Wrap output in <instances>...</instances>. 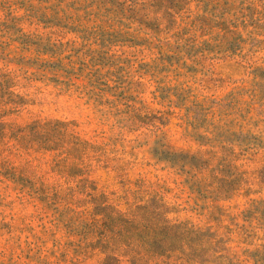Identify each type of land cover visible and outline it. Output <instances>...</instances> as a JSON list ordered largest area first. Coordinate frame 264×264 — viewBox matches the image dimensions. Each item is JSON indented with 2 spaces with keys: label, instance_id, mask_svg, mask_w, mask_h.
Here are the masks:
<instances>
[{
  "label": "rangeland",
  "instance_id": "rangeland-1",
  "mask_svg": "<svg viewBox=\"0 0 264 264\" xmlns=\"http://www.w3.org/2000/svg\"><path fill=\"white\" fill-rule=\"evenodd\" d=\"M0 264H264V0H0Z\"/></svg>",
  "mask_w": 264,
  "mask_h": 264
},
{
  "label": "trees",
  "instance_id": "trees-1",
  "mask_svg": "<svg viewBox=\"0 0 264 264\" xmlns=\"http://www.w3.org/2000/svg\"><path fill=\"white\" fill-rule=\"evenodd\" d=\"M189 117L190 116L188 114L184 116L185 120L187 118H189ZM199 119H200V116L198 114L196 117H194V121L193 122H191V121L188 122L189 126L193 127V131L196 133L195 141L202 147L203 146H209L211 148L212 152L213 151L214 152H220V150L223 151V152H227L228 151L227 145L230 143V140H229L230 137L228 135L230 133V130L219 132L221 129L215 127L213 130L206 129V130H204L201 133L200 132L201 131V127L195 124ZM224 144L226 146H224ZM172 156L176 157L177 155H172ZM181 156H183V155H181ZM185 157H186V159L190 160V162H183L184 163L183 164L184 167L189 166L191 168L190 172H187V173H190V175H191L193 171L197 172L196 174H192L190 176L192 179L196 178L198 173H200L201 171L206 169L207 166L209 165L208 162L201 161L202 159H200L196 155L191 156V157L189 155H185ZM176 164H177V162L175 160L174 161L172 160V165L175 166ZM218 172L219 171H216V173H218ZM203 182H204L203 179L196 180L194 182V185L201 186V185H203ZM216 182H221L222 185L225 183L224 180H220L218 178V176H216L213 179L212 184L207 186V187H213V185ZM213 192H216L221 197L222 196H226L225 193H227V192H223V187L221 185L218 188H216Z\"/></svg>",
  "mask_w": 264,
  "mask_h": 264
}]
</instances>
